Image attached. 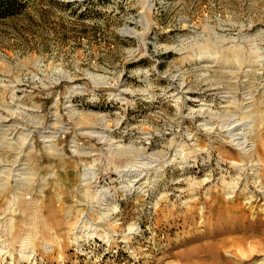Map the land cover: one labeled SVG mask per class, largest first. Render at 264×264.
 <instances>
[{
	"label": "rangeland",
	"instance_id": "1",
	"mask_svg": "<svg viewBox=\"0 0 264 264\" xmlns=\"http://www.w3.org/2000/svg\"><path fill=\"white\" fill-rule=\"evenodd\" d=\"M14 3L0 264H264V0Z\"/></svg>",
	"mask_w": 264,
	"mask_h": 264
},
{
	"label": "bare ground",
	"instance_id": "2",
	"mask_svg": "<svg viewBox=\"0 0 264 264\" xmlns=\"http://www.w3.org/2000/svg\"><path fill=\"white\" fill-rule=\"evenodd\" d=\"M178 100H180V99H178ZM202 108H204V107H202ZM55 113H56V111H55ZM54 114V113H53ZM84 118L85 119H87L85 116H84ZM81 121H84V120H81ZM237 127V126H236ZM8 128V127H7ZM230 128H231V126H230ZM228 129V128H227ZM232 130H234L233 128H231ZM238 129V128H237ZM242 129V128H241ZM246 129V128H245ZM32 131V130H31ZM62 131H65L64 129H62ZM245 132V131H244ZM30 133V132H29ZM231 133V132H230ZM233 133V132H232ZM238 133V132H237ZM246 133V132H245ZM242 134V133H241ZM241 134H237L238 135V139H239V136L241 135ZM247 134V133H246ZM236 135V136H237ZM247 135H249V133L247 134ZM53 136H55V135H53ZM53 136H52V138H53ZM244 136V135H243ZM242 136V137H243ZM56 137V136H55ZM246 137V136H245ZM250 137V136H249ZM236 138V139H237ZM248 137H246V139H247ZM43 139H44V143H45V146H46V148L47 149H49V150H51L53 147L55 148V146H53L52 145V140L51 139H49V137H47V136H44L43 135ZM230 139V138H229ZM260 139V138H259ZM232 140V139H231ZM31 141V140H30ZM16 142V141H15ZM243 142V141H242ZM73 147L75 148V151H77L76 149H77V145L75 144V141H73ZM246 142H243V143H241V142H237V144L239 145V146H242V145H244ZM31 144V146L33 145V143L31 142L30 143ZM111 144V143H110ZM4 145V144H3ZM236 145V144H235ZM112 146V145H111ZM115 146V145H114ZM263 146V145H262ZM2 147V146H1ZM246 147V146H245ZM252 147V146H251ZM250 147V148H251ZM33 148V147H32ZM247 148V150H248V146L246 147ZM30 149V148H29ZM53 150V149H52ZM255 152V151H254ZM247 161V160H246ZM1 166V165H0ZM5 171V170H4ZM11 171V170H10ZM3 172V171H2ZM254 172V171H253ZM11 173V172H10ZM8 174V173H7ZM125 174V173H124ZM139 174H140V172H139ZM138 174V175H139ZM256 174H257V172H256ZM134 175V174H133ZM9 176V175H8ZM12 176V175H11ZM18 176V175H17ZM131 176V175H130ZM250 176V175H249ZM261 177H259V179H257V180H259V182L261 183V185H262V188L264 189V176L263 175H260ZM97 177V174H96V172H95V169H94V167H93V165H90V166H86V168H85V171H84V175H83V178H82V185L84 186V185H86V184H88V183H90V182H92V181H94L95 180V178ZM135 177V176H134ZM239 178V177H238ZM19 179V178H18ZM134 179V178H133ZM136 179V178H135ZM143 179V178H142ZM139 180H140V178H139ZM246 180V179H245ZM210 181V180H209ZM240 181V180H239ZM254 181V180H253ZM134 182L135 183H137L138 182V179L137 180H134ZM142 182V181H141ZM131 184H132V182H131ZM140 184V183H139ZM259 184V183H258ZM258 184H257V186H258ZM223 185V184H222ZM132 186V185H131ZM224 186V185H223ZM222 186V187H223ZM226 186H230V185H228V184H226ZM236 186V185H235ZM234 186V187H235ZM238 186V185H237ZM220 188V187H219ZM225 187H223V189H224ZM236 188V187H235ZM142 189V188H141ZM228 189H230L229 187H228ZM260 189V188H259ZM234 190V189H233ZM236 190V189H235ZM221 191H223L222 189H221ZM226 190H224V192H225ZM229 191V190H228ZM231 191V190H230ZM255 191V190H254ZM130 192V191H129ZM233 192V191H232ZM214 194V193H213ZM229 194V193H228ZM228 194H226V196L228 195ZM240 194V193H239ZM108 192L107 191H102V193H101V198L102 199H106L107 197H108ZM217 195V194H216ZM225 195V194H224ZM238 196V195H237ZM251 197V196H250ZM228 198V197H227ZM233 198V197H232ZM234 199V198H233ZM246 199V198H245ZM249 199V198H248ZM251 199V198H250ZM101 201H103V200H101ZM106 201V200H105ZM250 201H252V200H250ZM254 203V202H253ZM245 207V206H244ZM246 208V207H245ZM241 209V208H240ZM262 210V209H261ZM115 211V210H114ZM242 211V210H241ZM251 212V211H250ZM262 212V211H261ZM190 213V212H189ZM253 213H255V212H253ZM229 214V213H228ZM251 214V213H250ZM257 215L259 216V213H257ZM230 216V215H229ZM264 217V216H263ZM246 218H247V216H246ZM253 222V221H252ZM245 226V225H244ZM90 228V227H89ZM214 228V227H213ZM248 228V227H247ZM94 229V228H93ZM132 229V228H131ZM89 230H91V229H89ZM92 233V232H91ZM94 233V232H93ZM252 234V233H251ZM260 235V234H259ZM258 235V236H259ZM262 235V234H261ZM88 236V235H87ZM89 237V236H88ZM91 237H93L92 235H91ZM77 238V241L78 240H80V237H76ZM261 238V237H260ZM239 240H240V238H239ZM244 240H245V238H244ZM223 242L225 241V240H222ZM226 241H228V240H226ZM226 241H225V244H226ZM242 241V240H241ZM240 241V242H241ZM222 242V243H223ZM244 242V241H243ZM242 242V243H243ZM246 242H247V240H246ZM256 242V241H255ZM254 242V243H255ZM210 243V242H209ZM230 243V242H229ZM228 243V244H229ZM232 243V242H231ZM237 243V242H236ZM245 243V242H244ZM211 244V243H210ZM221 244V243H220ZM239 244V243H238ZM237 245V244H236ZM241 245V244H240ZM238 246V245H237ZM220 247V246H219ZM221 247H222V245H221ZM257 250V249H256ZM219 251V250H218ZM3 253V252H2ZM22 254V253H21ZM254 255V254H253Z\"/></svg>",
	"mask_w": 264,
	"mask_h": 264
},
{
	"label": "trees",
	"instance_id": "3",
	"mask_svg": "<svg viewBox=\"0 0 264 264\" xmlns=\"http://www.w3.org/2000/svg\"><path fill=\"white\" fill-rule=\"evenodd\" d=\"M15 0H0V20L7 18L10 11L7 8L13 7Z\"/></svg>",
	"mask_w": 264,
	"mask_h": 264
}]
</instances>
